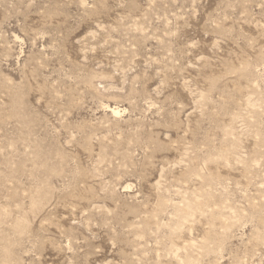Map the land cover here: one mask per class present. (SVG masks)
Segmentation results:
<instances>
[{"label":"rangeland","instance_id":"obj_1","mask_svg":"<svg viewBox=\"0 0 264 264\" xmlns=\"http://www.w3.org/2000/svg\"><path fill=\"white\" fill-rule=\"evenodd\" d=\"M0 264H264V0H0Z\"/></svg>","mask_w":264,"mask_h":264}]
</instances>
